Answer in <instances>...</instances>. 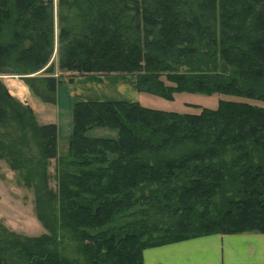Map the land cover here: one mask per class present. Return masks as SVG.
<instances>
[{
  "label": "trees",
  "instance_id": "obj_1",
  "mask_svg": "<svg viewBox=\"0 0 264 264\" xmlns=\"http://www.w3.org/2000/svg\"><path fill=\"white\" fill-rule=\"evenodd\" d=\"M83 1L87 34L68 47L64 67L137 73L139 91L167 98L177 90L232 98L197 112L80 100L67 151L58 155L56 124H38L0 78V122L12 121L24 141L0 139V157L34 187L36 215L47 229L32 236L0 225V264H144L148 246L264 233V0ZM127 2L146 24L134 39L123 32L120 5ZM247 3L244 25L235 28L238 7ZM19 8V37L7 50L34 72L52 55V0H19ZM93 127L117 129V136H89ZM52 159L56 189L48 186ZM61 232L83 263L63 252Z\"/></svg>",
  "mask_w": 264,
  "mask_h": 264
},
{
  "label": "rangeland",
  "instance_id": "obj_2",
  "mask_svg": "<svg viewBox=\"0 0 264 264\" xmlns=\"http://www.w3.org/2000/svg\"><path fill=\"white\" fill-rule=\"evenodd\" d=\"M154 0H149L153 2ZM217 2L218 0H214ZM1 10H0V78L3 80L4 84L9 89L10 93L22 103L24 102L23 97L39 93L42 98L32 96V104L29 106L33 109L35 115V121L38 124L55 123L56 126L64 122L66 118V113H69L67 102V95L71 92L76 91L77 85H71L70 79L76 78V76H86L91 78V80L99 79V76L103 78L107 77L110 79H116V77H122L126 80V85L131 88L130 83L133 86H137V73L122 72L116 70L110 71H94L85 70L84 66H74V67H64L62 63V58L65 55L69 46L76 43L75 38H79L84 34V16L86 14V4L83 0H65L61 2L60 0H52L53 15H54V25L53 34L54 42L52 47V55L47 62V64L34 72H26L22 67H18L13 61L12 57H9L8 47H14V42L18 39V23L20 18L25 12L21 13L19 8V0H0ZM187 2H194L193 0H187ZM129 5L130 8L125 10V6ZM238 7L239 18L232 24L235 28H241L244 25L245 15L249 11L245 12V9L250 6L249 3ZM123 8L122 18H123V32L124 35L134 39L136 35L140 34V29L146 26L145 22L139 18L135 11L132 9L133 4L127 2L126 4L120 5ZM257 12V11H256ZM255 12V13H256ZM247 17V16H246ZM140 23V28L137 29L136 25ZM68 29L66 35H62V30ZM160 28L154 29V32H158ZM190 32L192 30H189ZM87 34V33H85ZM189 33L185 36L187 37ZM195 35L194 32L191 33V37ZM190 38V35H189ZM84 40V39H83ZM88 40V39H87ZM85 40V41H87ZM28 42V40H26ZM89 42H93L90 41ZM91 46H94L91 43ZM100 46H95V50H99ZM103 53V52H102ZM96 57V56H95ZM104 57V56H103ZM12 59V60H11ZM91 62H95L96 58L89 57ZM103 59V58H102ZM111 62V59H107ZM104 65V64H103ZM116 63L112 66L113 69L116 67ZM90 67L96 68L93 65ZM172 67L182 70L183 66L179 63H173ZM7 79V82L4 81ZM15 82L23 85V90H19V86ZM98 83L97 87L105 89L110 85L109 81H93ZM129 82V83H128ZM91 82H88L90 84ZM96 86V85H95ZM96 87V88H97ZM117 87V84H116ZM22 88V86H21ZM137 88V87H136ZM12 90L18 91L17 94H13ZM138 90V89H137ZM23 91H26V95L23 96ZM139 91V90H138ZM135 92V91H134ZM133 92V93H134ZM142 92L139 96L142 97V101L146 102L145 106H150L157 109H162L165 111H179V112H197L200 107L216 108L219 99L232 98L229 95L219 94L216 92H200V91H182L177 90L173 93L171 98H167L158 94H153L148 91ZM37 95V94H36ZM78 95V94H77ZM44 99L52 100L49 102L44 101ZM80 98L72 100V106ZM86 101V100H84ZM91 101V100H87ZM95 101V100H92ZM251 101V100H250ZM138 102V101H137ZM252 102V101H251ZM259 102V101H257ZM58 105H57V104ZM55 104V105H53ZM148 104V105H146ZM71 109V110H72ZM73 112V111H72ZM73 123V121H72ZM107 128V127H104ZM109 135L117 136V129H111L107 131ZM22 131L18 130L12 121L7 123L0 122V139H7L9 136L17 137V140L21 138ZM111 137V136H104ZM59 144V153H65L67 151L68 139L61 138ZM65 140V142H64ZM67 145V146H66ZM110 158L115 157L114 154H109ZM48 186L56 189L58 187L57 183V162L55 159L49 161L48 165ZM0 225L7 227L11 231H15L19 234L25 235H40L46 233L47 229L44 224L38 219L35 211V190L34 187L25 181V179L20 176L18 170L12 168L5 158L0 157ZM64 236V243L62 245L63 252L70 258L77 259L80 263H83V256L78 253L75 243L72 237L61 232ZM242 233H255L260 234L258 231H248ZM169 244V243H168ZM164 245V244H162ZM159 246H148L143 250V260L144 251L147 249H152ZM145 264V261H144Z\"/></svg>",
  "mask_w": 264,
  "mask_h": 264
},
{
  "label": "crops",
  "instance_id": "obj_3",
  "mask_svg": "<svg viewBox=\"0 0 264 264\" xmlns=\"http://www.w3.org/2000/svg\"><path fill=\"white\" fill-rule=\"evenodd\" d=\"M103 80L109 81L110 85L100 90V87H97L98 83H95V86L93 81ZM4 81L7 82V79ZM93 81L86 76H76V78L70 79L69 83L71 85H77V88L76 91L67 95L66 106L68 105L69 113H66L64 122L58 125V144H60L61 138L68 139L72 134L73 112L71 106L72 100L77 97H79L80 100L86 101L124 100L138 101L142 104L146 103L142 101V97L139 98L142 92L137 90V86L134 87L133 84L130 83V86L133 87L132 91L131 88L126 85V80L122 77H116V79H109L107 77L106 79L103 78V76H99V79ZM88 82L91 83L88 84ZM15 84L21 85L17 82H15ZM134 84L137 85L136 81ZM21 86H19V90H23L24 87L23 85ZM19 90H12V92L15 95ZM25 95L26 91H23V96ZM32 96L39 98V96L33 94L23 97L22 100L31 105L32 102L30 97ZM108 130L109 128L93 127L88 130L87 134L94 137H115V135H109L107 133ZM144 261L145 264H264V233H214L194 237L164 244L158 248L147 249L144 251Z\"/></svg>",
  "mask_w": 264,
  "mask_h": 264
}]
</instances>
